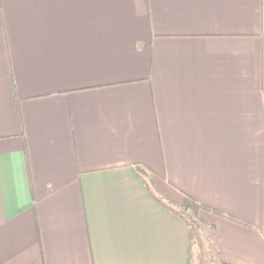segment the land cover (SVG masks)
Wrapping results in <instances>:
<instances>
[{"label":"crops","instance_id":"obj_1","mask_svg":"<svg viewBox=\"0 0 264 264\" xmlns=\"http://www.w3.org/2000/svg\"><path fill=\"white\" fill-rule=\"evenodd\" d=\"M185 195L264 264V0H0V264H187Z\"/></svg>","mask_w":264,"mask_h":264},{"label":"trees","instance_id":"obj_2","mask_svg":"<svg viewBox=\"0 0 264 264\" xmlns=\"http://www.w3.org/2000/svg\"><path fill=\"white\" fill-rule=\"evenodd\" d=\"M135 169L140 173H143V169L140 168V166H135ZM199 209H212L215 212H218L216 209L214 208H209L206 205H202L200 203H198L194 198L185 195L184 198V202L180 207L179 210V214L181 217L184 218V220L186 221V223L189 226V231H190V241H189V249H188V256H187V264H189V250H190V246L193 242H196L198 245H200V241H199V235H198V225L196 223V221L192 218L193 214L194 216L197 215V212Z\"/></svg>","mask_w":264,"mask_h":264},{"label":"rangeland","instance_id":"obj_3","mask_svg":"<svg viewBox=\"0 0 264 264\" xmlns=\"http://www.w3.org/2000/svg\"><path fill=\"white\" fill-rule=\"evenodd\" d=\"M192 218L195 220L197 219V217L194 216V214ZM199 241H200V236H199ZM189 264H214V262L212 260V255L211 253H209L207 248H205L204 246L201 247V242L200 245H198L196 242H193V244H191L189 251Z\"/></svg>","mask_w":264,"mask_h":264}]
</instances>
